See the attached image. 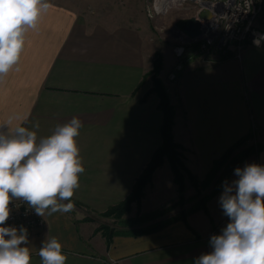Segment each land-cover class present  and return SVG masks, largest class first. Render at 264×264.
<instances>
[{"label":"crops","instance_id":"0c3cea01","mask_svg":"<svg viewBox=\"0 0 264 264\" xmlns=\"http://www.w3.org/2000/svg\"><path fill=\"white\" fill-rule=\"evenodd\" d=\"M49 3L37 28L26 34L18 65L0 81V122L18 116L13 126L20 123L39 139L79 118L76 141L85 171L72 197L74 211L46 213L43 231L28 234L31 264H41L38 251L47 235L61 242L66 264H194L229 222L219 205L223 189L208 202V213L194 212L187 223L174 220L110 242L96 218L128 197L162 144L160 100L147 95L154 56L149 34L141 26L99 19L68 0ZM257 27L264 30V11ZM162 56L160 77L175 108L174 139L188 168L203 179L229 148L264 130V44L247 45L241 59L234 51L202 55L195 45L182 60L173 48ZM250 163L264 165V148L239 168ZM237 178L233 174L228 183ZM186 187L194 194L189 182ZM177 196L165 159L145 188L143 212L172 205Z\"/></svg>","mask_w":264,"mask_h":264},{"label":"clouds","instance_id":"9594fccd","mask_svg":"<svg viewBox=\"0 0 264 264\" xmlns=\"http://www.w3.org/2000/svg\"><path fill=\"white\" fill-rule=\"evenodd\" d=\"M51 7L49 0H0V81L18 65L26 34ZM261 40L264 36H257L253 43L259 46ZM20 119L9 116L0 122V264H31L27 229L5 226L12 200L26 202L41 217L74 211L72 197L85 171L76 141L83 127L79 118L57 124L39 139L36 131L13 126ZM234 175L238 178L225 181L219 197L229 222L211 236L212 250L194 264H264V165L246 164ZM38 255L41 264H66L68 259L61 242L48 235Z\"/></svg>","mask_w":264,"mask_h":264},{"label":"trees","instance_id":"16d2710c","mask_svg":"<svg viewBox=\"0 0 264 264\" xmlns=\"http://www.w3.org/2000/svg\"><path fill=\"white\" fill-rule=\"evenodd\" d=\"M195 48H198V44H195ZM161 69L162 60L158 58L154 63L153 70L149 73V75H152L154 85L147 95L155 93L160 100L159 108L163 112V122L161 126L162 144L155 151L150 162L144 167L141 174L137 177L128 197L121 203L109 208L104 215L121 217L131 210L133 203L137 204L139 208L138 212H140V206L145 195V188L152 181L155 170L163 164L165 159L168 160L171 166L174 182L178 186V201L169 207L143 215L139 213L134 218L126 219L125 222L127 225L122 229L101 225L99 231L103 233L109 242L112 241L115 235H140L156 231L174 220H182L187 223L188 216L199 210L208 213V202L220 192L223 188V183L228 181L237 165L244 158L253 153L260 152L262 148H264L262 145H257L256 148L250 147L249 149L242 150L236 156L231 157L236 148L242 146L250 136H252V134H250L229 148L222 157L215 160L209 173L204 179L199 180L185 163L183 147L174 139L173 127L175 124V108L170 101L166 87L159 77ZM186 180H189L196 189V193L189 199L184 197ZM176 206L181 208L177 215L163 218Z\"/></svg>","mask_w":264,"mask_h":264},{"label":"rangeland","instance_id":"374dc122","mask_svg":"<svg viewBox=\"0 0 264 264\" xmlns=\"http://www.w3.org/2000/svg\"><path fill=\"white\" fill-rule=\"evenodd\" d=\"M68 1L71 2V4H73L74 6L78 7L79 9H82L85 13L93 14L97 16L99 19L110 20L112 22L131 24V25H137L143 27L145 31H147V33L149 34L152 43V48L154 51V56H153V68H154V63L158 58L162 60V65H163V56H162L163 51H165L167 48H171V49L173 48L174 51L175 47L182 43V40L179 38L175 30L176 29L180 30L179 28L183 23L195 17L198 14L199 10L203 7V2L208 0H183L180 2L173 1L162 12H158L156 10V3L158 2L160 3L162 0H68ZM213 54H219V53H216V51H214ZM160 73L161 70L159 72V77H160ZM149 77L152 81V87H153L154 81L152 75H149ZM251 134L252 136H250V138L242 146L236 148V150L232 153L231 157L236 156L242 150L249 149L250 147L256 148L257 145H262L264 147V130L252 131ZM259 153L260 152L253 153L248 157L244 158L237 165V167L243 166L244 163L249 158H251L252 156H257ZM233 174L234 171L232 172L227 182H229ZM187 182L191 184L189 180H186V186H187ZM149 184H151V182ZM191 186L193 187L192 184ZM186 190L187 187H185V192H184V197L187 199H189L196 193V189L194 187L191 189V192H193L194 194H188L190 192ZM178 196L175 202L178 201ZM138 209L139 208L137 204L133 203L131 210L121 217H117L115 215L105 216L104 215V213L106 212L105 211L103 213L96 214V218L99 221V227L101 225H106V226L108 225L111 227H116L117 229H122L124 226L127 225V223L125 222L126 219L134 218L139 213L143 215L152 212V211L143 212L142 203L140 206V212H138ZM180 210L181 208L179 206H176L165 216L177 215V213Z\"/></svg>","mask_w":264,"mask_h":264},{"label":"built area","instance_id":"2783aa9c","mask_svg":"<svg viewBox=\"0 0 264 264\" xmlns=\"http://www.w3.org/2000/svg\"><path fill=\"white\" fill-rule=\"evenodd\" d=\"M204 5L212 13V17L209 20L201 19V33L195 39L180 30L185 37H179L182 43L174 49L180 60L185 58L187 48L195 44H198V53L202 55L209 54L212 50L222 53L234 51L237 59H241L247 45L261 47L264 44V40H261L259 46L253 43L257 36H264V30L257 27V21L264 11V0H208L203 2ZM181 68L182 62L177 66V69ZM170 78L175 79L176 74L171 73ZM9 209L10 216L5 226H23L28 234L43 231L44 216H38L26 202L14 199Z\"/></svg>","mask_w":264,"mask_h":264},{"label":"water","instance_id":"95a60500","mask_svg":"<svg viewBox=\"0 0 264 264\" xmlns=\"http://www.w3.org/2000/svg\"><path fill=\"white\" fill-rule=\"evenodd\" d=\"M211 17L212 13L206 5H204L202 10L195 17L187 20L179 29L185 32L191 39H195L201 33V19L209 20Z\"/></svg>","mask_w":264,"mask_h":264},{"label":"bare ground","instance_id":"6f19581e","mask_svg":"<svg viewBox=\"0 0 264 264\" xmlns=\"http://www.w3.org/2000/svg\"><path fill=\"white\" fill-rule=\"evenodd\" d=\"M173 1L180 2V1H183V0H162L160 3H159V2L156 3V10H157L158 12H162V11H164L165 8H166L168 5H170ZM176 30H177V29H176ZM176 30H175V32L177 33V35H178L179 37H182V38L185 37L184 34H183L180 30H177V31H176ZM179 34H180V35H179Z\"/></svg>","mask_w":264,"mask_h":264}]
</instances>
